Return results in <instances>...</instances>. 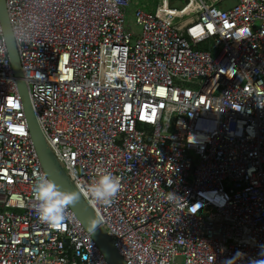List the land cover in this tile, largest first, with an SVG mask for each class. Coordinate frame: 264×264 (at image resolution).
Here are the masks:
<instances>
[{"label": "built area", "instance_id": "1", "mask_svg": "<svg viewBox=\"0 0 264 264\" xmlns=\"http://www.w3.org/2000/svg\"><path fill=\"white\" fill-rule=\"evenodd\" d=\"M169 1L132 42V0H6L32 112L125 264H264V0ZM40 176L0 18V264H111L69 205L37 218Z\"/></svg>", "mask_w": 264, "mask_h": 264}, {"label": "clouds", "instance_id": "2", "mask_svg": "<svg viewBox=\"0 0 264 264\" xmlns=\"http://www.w3.org/2000/svg\"><path fill=\"white\" fill-rule=\"evenodd\" d=\"M121 188L120 179L104 169H97L93 180L87 185L90 198L102 205H109ZM33 196L37 201L35 215L50 226H56L64 219L65 207L80 199L79 190L61 191L58 186L47 178L40 176L32 188ZM176 195L168 192L167 198L172 200ZM93 230L101 223L98 218L90 219ZM228 264V262H226Z\"/></svg>", "mask_w": 264, "mask_h": 264}, {"label": "water", "instance_id": "3", "mask_svg": "<svg viewBox=\"0 0 264 264\" xmlns=\"http://www.w3.org/2000/svg\"><path fill=\"white\" fill-rule=\"evenodd\" d=\"M0 18L2 21V25L4 28L5 35H6L9 53L11 55L12 64H13V67L15 70V74L18 77V86H19L20 94H21L23 102H24L25 113H26V117H27L28 124L30 127L31 136H32V138L35 142V145L37 147V150L39 152L43 167H44L49 179L51 181H53L61 191H70L68 189L67 185L61 179V177H60V175H59V173H58V171L54 165V162H53V160H52V158H51V156L47 150V146H46V144H45V142L41 136L40 130H39L38 125H37L36 118L32 112V109H31V106L29 103L28 94H27V87H26V84L22 78L23 72H22V69L20 66L21 64H20L16 49L10 43V41L13 39V34H12L7 10L5 9V3L0 4ZM69 206L76 212L78 217L82 220L84 226L87 228L88 231L92 232V235H93V232H95V230L97 229L98 226L95 228V230H93V225L90 223V219H92L90 213L88 211H86L80 205L78 200L70 203ZM97 243H98V241H97ZM113 248H114V246H113ZM114 250H115L116 254L118 256H120L115 248H114ZM104 254H105V252H104ZM123 263L125 264L124 261H123Z\"/></svg>", "mask_w": 264, "mask_h": 264}, {"label": "rangeland", "instance_id": "4", "mask_svg": "<svg viewBox=\"0 0 264 264\" xmlns=\"http://www.w3.org/2000/svg\"><path fill=\"white\" fill-rule=\"evenodd\" d=\"M159 0H132V4L129 7L127 14H126V28L130 30L133 33L132 37V42H135L138 36L140 35L142 31L141 24H139L136 20V15L134 13L135 9L137 7H143L146 10H154L156 5L158 4ZM185 0H170L169 1V6H173L176 8H180L184 4ZM237 2V0H225L222 2V7H231ZM5 3V9L7 10V4L6 0H0V4ZM10 43L14 46L16 49L18 58H19V52L18 48L16 45L15 37L13 35V39L10 41ZM20 61V58H19ZM21 66V65H20ZM22 69V68H21ZM47 150L54 162V165L63 180V182L67 185L68 189L70 191L72 190H77L75 185L73 184L71 178H69V174L67 170L65 169L64 163L62 160H59L57 157L54 156L52 151L49 149L47 146ZM81 193H80V198H81ZM83 199V198H82ZM86 202V201H84ZM86 208H88V212L90 213L92 218H96L95 214L93 213V210L88 206L87 202L85 203ZM94 238L98 241L101 249L105 252L107 258L109 261H111V264H124L123 260L120 256H118L113 248V240L109 235L107 234V229L104 226L98 225L97 229L95 232H93ZM176 261L179 264H183V259L182 257H176Z\"/></svg>", "mask_w": 264, "mask_h": 264}, {"label": "trees", "instance_id": "5", "mask_svg": "<svg viewBox=\"0 0 264 264\" xmlns=\"http://www.w3.org/2000/svg\"><path fill=\"white\" fill-rule=\"evenodd\" d=\"M78 201H79L80 205H81L86 211H88V210H87L88 208H86V206H84L85 203H86V202H84L85 200L82 199V197H81Z\"/></svg>", "mask_w": 264, "mask_h": 264}]
</instances>
